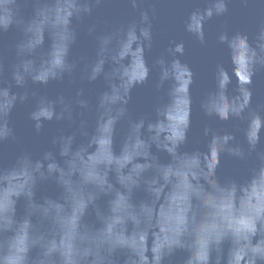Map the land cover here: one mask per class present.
Wrapping results in <instances>:
<instances>
[{
  "label": "water",
  "instance_id": "water-1",
  "mask_svg": "<svg viewBox=\"0 0 264 264\" xmlns=\"http://www.w3.org/2000/svg\"><path fill=\"white\" fill-rule=\"evenodd\" d=\"M145 2L104 0L88 16L87 0H36L22 31L5 18L0 97L22 91L17 71L29 101L0 142V259L264 264V0L211 18L215 0ZM40 76L55 79L31 85ZM45 102L63 118L37 133L29 113Z\"/></svg>",
  "mask_w": 264,
  "mask_h": 264
},
{
  "label": "clouds",
  "instance_id": "clouds-1",
  "mask_svg": "<svg viewBox=\"0 0 264 264\" xmlns=\"http://www.w3.org/2000/svg\"><path fill=\"white\" fill-rule=\"evenodd\" d=\"M87 2L91 5V7H87L84 9V12L86 15L90 16L93 12V9L104 3V0H87ZM127 2L133 7V8H140V6L145 2V0H127ZM228 3L229 0H215V6L214 10H210L206 12V15L208 18H211L213 15L221 16L228 12ZM244 4L248 3V0H243ZM31 5L32 8V14L35 15L37 9L35 7L36 0H0V33H5L8 31V29L11 27V24H5L4 20L7 17L10 21L13 17L18 18L21 23L17 25V31H22L23 29V23L28 19V17H25L22 13V7ZM138 19L142 23H148V27L141 29L140 34L143 35V37L149 41V44L152 39L151 34V24L149 23L150 15L149 10L147 8H144L139 12ZM129 36L135 35V24H133L129 28L128 32ZM200 38L203 40V33H200ZM235 41L237 44L244 48L247 46V38L243 35L238 34L235 37ZM14 49L19 51V41H16L14 45ZM173 53H183L184 46L183 43L176 44L174 48L170 49ZM141 55L143 52V49H140ZM178 63V61L176 62ZM57 64L60 67L61 72L69 71L70 67L67 64V61H57ZM2 67V65H0ZM142 67H144V71L141 73L140 81L147 77L148 69L147 66L142 64ZM185 74L190 78L191 72L186 67L184 69ZM51 79H55V77H49L45 78L43 76L40 77H33L32 84L31 85H48ZM91 79H95V76L91 77ZM12 81L14 82L13 86L21 89L22 91L19 93H12L8 90H5L8 92V99L11 100L10 104L4 103V98L0 97V142H3L9 138H15L14 129L11 126L10 122V115L13 111V109L16 107L17 103L24 104L29 101V83L26 81L23 76H21L17 71H14L12 73ZM190 82V79L189 81ZM250 82V80H249ZM79 95V93H78ZM249 93V98H250ZM85 104L84 101H81V105L83 106ZM68 111V109H66ZM227 111H218L217 115L220 116L221 119H226L228 117ZM62 114L58 115L56 112V108L54 103L45 102L39 104V106H33L32 110L29 113V119L33 122L34 129L37 133H40L44 129V122L45 121H52L53 119H61ZM68 118L71 119V112L69 111ZM185 126H187V120L185 121ZM19 156H17V159ZM3 253V248L0 247V254ZM0 264H25L24 259L22 256L17 252L15 248L12 249V255L10 258L7 259H0Z\"/></svg>",
  "mask_w": 264,
  "mask_h": 264
}]
</instances>
